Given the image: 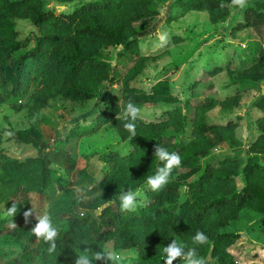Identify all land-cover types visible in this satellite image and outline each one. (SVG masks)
I'll use <instances>...</instances> for the list:
<instances>
[{"label":"trees","instance_id":"obj_1","mask_svg":"<svg viewBox=\"0 0 264 264\" xmlns=\"http://www.w3.org/2000/svg\"><path fill=\"white\" fill-rule=\"evenodd\" d=\"M157 1L88 0L75 5L69 12H55L42 8L41 0H0L1 98L19 101L32 85L26 99L29 114L55 95L71 100L93 97L99 83L110 72L100 47L123 44L124 50L136 49L132 38L135 33L133 23L156 13ZM185 4L187 8L204 9L212 23L225 20L229 6L235 8L231 0H186ZM20 18H26L36 32L28 34L19 30L16 23ZM260 25H264V0H254L244 9L243 17L235 24L230 23L228 28L232 32L240 27L258 28ZM29 42V47L14 55ZM258 52L259 59L244 66L243 70L257 72L264 68V49L260 48ZM213 69L216 71L219 66ZM137 71L130 67L121 77V99L133 103L158 102L165 107L156 121L145 122L137 117L133 136L124 128L129 121L117 114L118 103L112 100L107 104L108 98L103 97L106 105L97 116L103 122L110 121L127 146L123 149L104 147L99 151L105 168L97 185L104 196L107 192L119 194L123 184L130 187L146 184V178L154 175L157 167L163 166L153 155L155 146L159 145L169 153L179 154V168H195L185 180L191 205L172 212L171 207L177 205L178 190L170 181L178 168L172 170L169 182L159 191L146 186L148 198L135 211L122 210L120 203L116 209L110 202L105 203L96 215L94 225L91 220L95 216L85 209L79 211L78 196L71 189H65L52 198L47 208V214L58 228L56 250L49 253L48 243L23 230L18 234L25 235L28 240L35 238L36 244L25 248L16 261H11L12 264H34L38 250L44 253L48 264H74L84 248L103 252L102 244L108 238L123 246L138 247L137 258L130 264H164L163 248L174 239L185 245V252L196 247L198 255L204 257L207 264H244L235 262L234 253L227 248L239 234L220 229L242 208L259 214L255 225L264 234V162H250L248 169L241 170L239 152L228 153L241 145L234 132L235 119L217 122L204 116L205 111L216 104L222 108L237 105L240 98L237 88L224 100L209 94L182 106L166 76L158 78L145 90L132 78ZM258 84H262L263 93L255 103L260 112L255 118V137L248 148L263 155L264 80ZM234 116L239 118L238 113ZM222 143L225 144L222 154L210 152ZM49 168L42 155L18 159L0 148V187H9L11 194L19 188L26 194L33 190L41 193ZM238 174L242 175L243 184L237 189L235 177ZM18 213L19 210L15 216ZM197 231L208 237L206 244L192 243ZM7 242L16 244L7 240L1 243ZM183 261L177 259L173 264ZM93 264H115V261L106 259Z\"/></svg>","mask_w":264,"mask_h":264},{"label":"rangeland","instance_id":"obj_2","mask_svg":"<svg viewBox=\"0 0 264 264\" xmlns=\"http://www.w3.org/2000/svg\"><path fill=\"white\" fill-rule=\"evenodd\" d=\"M41 1L44 9L69 12L75 5L88 0ZM253 1L248 0L247 7ZM185 3L186 0H159L155 3L156 13L134 22L135 33L132 38L136 49L124 50L123 44L101 46V55L108 61L110 72L89 99L71 100L55 95L49 97L37 111L28 114L26 99L32 85L19 101L5 99L3 96L1 98L0 95V148L18 159L42 155L46 157L50 167L41 193L33 190L26 194L19 188L11 194L9 187H0V242H16L15 245L7 242L5 247L0 244V264L16 261L17 255L25 248L36 244L35 238L28 240L18 232L28 230L32 234L35 217L47 214L52 198L65 189H71L78 196L79 211L85 209L95 216L91 220L93 225L103 205L110 202L112 208L116 209L120 203V193L128 189H143L141 206L147 200L144 183L132 187L123 184V190L119 194L107 192L104 196L97 185L105 168L99 151L104 147L123 149L127 146L124 139H121V133L110 121H101L97 114L106 105L103 97L110 99H107V104L115 100L118 103L117 114H123L128 101L120 97V79L130 67L138 69L132 78L145 90L158 78L166 76L172 92L182 106L183 103L194 101V96L197 95L211 94L216 99L224 100L228 94L237 90L240 98L232 109L223 111L216 104L206 110L204 116L217 122H224L227 118L235 119L234 132L241 140V145L235 146L228 153L239 152L241 170L248 169L250 162H264L261 159L264 158V151L261 155L259 151L248 148L255 137V118L259 114L255 103L263 93L262 84L258 83L264 80V68L257 72L243 70L247 64L257 61L259 49H264V25L258 28L244 26L231 32L228 26L242 18L247 7L239 9L229 6L228 17L212 23L204 9L187 8ZM60 4L64 7L60 8ZM16 27L28 34L36 32L26 18L18 19ZM30 45L31 42L15 51L14 55ZM174 62L176 68H173ZM215 66H219V69L211 70ZM197 76L200 83L197 80L191 81ZM133 104L140 110L137 117L145 122L160 119L165 107L158 102ZM237 113L239 118L234 116ZM222 150H225L224 143L211 148L210 152L222 154ZM194 170L195 168H178L172 174L170 183L178 190L177 205L171 207L172 212L181 206L191 205L185 180ZM242 180L241 174L235 177L237 189L242 186ZM12 203L17 205L19 213L12 218L5 217L4 213ZM28 209L32 210L33 215L26 224L23 213ZM258 219L257 212L242 208L237 216L220 227L221 230L239 234L227 247L234 253L235 262L264 264V234L255 225ZM102 248L106 255L115 257V264H130L137 258L138 247L120 245L113 238L106 239ZM43 254L38 250L34 264H48L49 260H44ZM183 263L184 261L181 262Z\"/></svg>","mask_w":264,"mask_h":264},{"label":"clouds","instance_id":"obj_3","mask_svg":"<svg viewBox=\"0 0 264 264\" xmlns=\"http://www.w3.org/2000/svg\"><path fill=\"white\" fill-rule=\"evenodd\" d=\"M233 6L239 9L247 7L248 0H231ZM139 109L134 106L130 101L126 105L121 119L129 121L124 124V128L128 130L133 136L136 134V125L134 121L137 119ZM157 160L163 164L162 167H157L154 175H149L146 178V186L152 191H159L165 184L169 182L172 170L181 166V157L178 153H169L164 147L159 145L155 146L154 154ZM143 189L137 188L135 190L128 189L120 193L119 200L121 209L124 211H135L137 207L141 206L140 200L143 199ZM18 211L17 205L12 203L11 207L7 208L4 213L5 217H13ZM32 210L28 209L24 211L23 217L25 223L29 222V217L32 216ZM36 223L31 228L35 237L42 239L45 243L49 244L48 252L52 253L56 250V239L58 237V228L54 225L52 218L48 214H44L39 217H35ZM15 226V223H13ZM208 242V237L201 231H197L192 238L194 245H204ZM185 245L179 240H171L163 248V261L164 264H173L174 260L183 259L185 264H207L204 257H201L197 253L196 247L189 248L185 252ZM106 259H115L114 256L106 255L102 251L93 252L91 248H84L79 255H77L74 264H93L94 261H104Z\"/></svg>","mask_w":264,"mask_h":264},{"label":"crops","instance_id":"obj_4","mask_svg":"<svg viewBox=\"0 0 264 264\" xmlns=\"http://www.w3.org/2000/svg\"><path fill=\"white\" fill-rule=\"evenodd\" d=\"M199 67L201 68V66H199ZM199 67H198V68H199ZM194 80L199 81L198 83L201 82V81L198 79V76H197L196 78H194L193 80H191V81H194ZM230 91H231V90H228V92H230ZM226 93H227V92H226ZM200 98H201V95L194 96V99H195L194 101H197V100H199ZM233 107H234V106H233ZM233 107H231V108H222V110H223V111H228V110L232 109ZM259 112H260V110H259ZM0 244L3 245L4 247H5V245H6V244L1 243V242H0Z\"/></svg>","mask_w":264,"mask_h":264},{"label":"water","instance_id":"obj_5","mask_svg":"<svg viewBox=\"0 0 264 264\" xmlns=\"http://www.w3.org/2000/svg\"><path fill=\"white\" fill-rule=\"evenodd\" d=\"M60 8H63L64 7V5L63 4H60V5H58Z\"/></svg>","mask_w":264,"mask_h":264}]
</instances>
